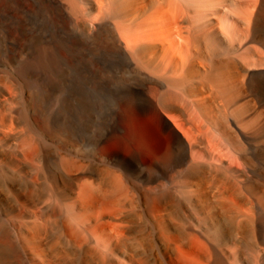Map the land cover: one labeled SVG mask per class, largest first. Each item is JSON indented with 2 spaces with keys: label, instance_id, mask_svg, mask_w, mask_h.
<instances>
[{
  "label": "bare ground",
  "instance_id": "1",
  "mask_svg": "<svg viewBox=\"0 0 264 264\" xmlns=\"http://www.w3.org/2000/svg\"><path fill=\"white\" fill-rule=\"evenodd\" d=\"M0 264H264V0H0Z\"/></svg>",
  "mask_w": 264,
  "mask_h": 264
}]
</instances>
